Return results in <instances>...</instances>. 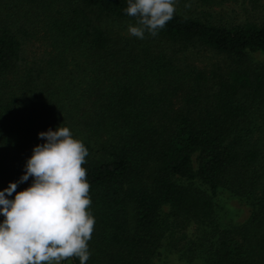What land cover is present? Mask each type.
Returning a JSON list of instances; mask_svg holds the SVG:
<instances>
[{"label": "trees", "instance_id": "1", "mask_svg": "<svg viewBox=\"0 0 264 264\" xmlns=\"http://www.w3.org/2000/svg\"><path fill=\"white\" fill-rule=\"evenodd\" d=\"M263 2L178 0L141 40L126 0H0V191L68 127L89 152L87 264H264Z\"/></svg>", "mask_w": 264, "mask_h": 264}, {"label": "clouds", "instance_id": "2", "mask_svg": "<svg viewBox=\"0 0 264 264\" xmlns=\"http://www.w3.org/2000/svg\"><path fill=\"white\" fill-rule=\"evenodd\" d=\"M129 35L156 37L176 13L178 0H126ZM191 7L190 4L185 5ZM45 141L32 149L19 181L0 191V264H87L95 218L87 170L89 155L68 127L38 133ZM32 184L16 192L17 184ZM13 199L6 198L12 196Z\"/></svg>", "mask_w": 264, "mask_h": 264}, {"label": "rangeland", "instance_id": "3", "mask_svg": "<svg viewBox=\"0 0 264 264\" xmlns=\"http://www.w3.org/2000/svg\"><path fill=\"white\" fill-rule=\"evenodd\" d=\"M264 3V2H263ZM227 202H229L230 204H232L233 207H235L233 201L231 202L230 200H228ZM229 205V204H228ZM236 208L230 209L227 208L224 211H220V216L222 218L223 223H220L221 227L224 225V222L227 221V217L228 219L230 218H234V220L238 219V215L239 212H237L235 210ZM2 220H0L1 222ZM162 254L160 256V258L157 261V264H201V261L199 259H195L192 261H188L185 258H179L176 254H172L169 251L162 249ZM66 264H71L70 261L66 262Z\"/></svg>", "mask_w": 264, "mask_h": 264}]
</instances>
